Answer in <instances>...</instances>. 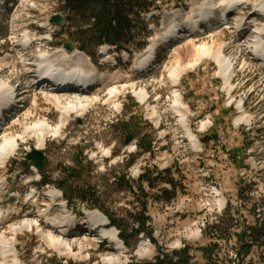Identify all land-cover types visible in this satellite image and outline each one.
<instances>
[{"label":"rangeland","instance_id":"1","mask_svg":"<svg viewBox=\"0 0 264 264\" xmlns=\"http://www.w3.org/2000/svg\"><path fill=\"white\" fill-rule=\"evenodd\" d=\"M13 1L12 6L5 7L0 0V80L15 89L19 102L4 112L0 139L4 134L19 138L27 126L37 121L52 125L58 122L60 111L45 100L47 91L30 84L33 68L40 63L39 55L49 57L66 51L62 43L69 39L60 26L50 23L53 15H61L57 11L59 0ZM197 1L164 0L160 12L155 10L146 16L147 45L161 37L169 21H177L182 35L171 42H159L154 61L143 73L137 72L134 65L145 48L132 56L117 54L113 48L104 52L99 48L92 58L81 52L88 69L98 75L114 78L120 74L117 82L109 83L120 93L115 102H107L110 94L101 81L90 91L98 94L88 111L72 113L58 133L47 134L40 149L34 134L23 133L19 138L14 154L0 167V264H135L184 245L191 247L195 263L203 264L198 247L209 242L203 229L227 205L238 210L246 225L252 223L253 204L264 194V71L252 57L254 53L244 47L253 35L249 38L246 31L234 34L233 24H221L218 1L209 23L201 24L194 36L186 34L184 20ZM252 7H247L245 14L252 13ZM141 37L134 41H141ZM190 40L194 47L188 44ZM30 41L32 44L24 50ZM222 41L226 44L223 53L237 56L229 81L220 74V63L204 57L196 65L185 67L179 82H173L170 72L176 66L190 64L197 47L214 49ZM141 88L147 93L144 102L135 96ZM174 94L181 97L184 118L196 136V146L189 141L182 117L174 109ZM59 96L66 101L71 95ZM129 117L132 125L121 126ZM137 121L138 130L133 125ZM128 135L131 139L125 143ZM141 135L150 139L151 153L139 147ZM243 141L249 144L248 158L243 167L236 168L226 150L239 147ZM33 149L45 155L46 165L40 170L29 167L26 156ZM65 169L73 170V185L91 187L103 209L120 219L123 226L129 225L128 215L145 208L152 238L139 236L130 252L105 232H117L108 225L107 218L105 225L96 224L99 226L90 229L93 222L87 223L88 214L96 208L83 206L75 198L72 204L67 203L53 182L61 180ZM41 172L50 179L49 184H39ZM147 176L149 182L145 181ZM120 177L132 184V190L119 183ZM241 181L250 190L251 200H237V183ZM53 190L56 199L52 201L49 192ZM50 214L55 221L67 216L76 222V227L71 223L64 236L69 250L58 249L42 238L43 233L59 234L61 227L46 226ZM23 220L30 225L14 230ZM86 225L89 228L85 229ZM103 233L106 239L100 235ZM3 245L9 253L1 251ZM222 249L230 250V244L222 245ZM249 255L253 264L264 263V249H255Z\"/></svg>","mask_w":264,"mask_h":264},{"label":"trees","instance_id":"2","mask_svg":"<svg viewBox=\"0 0 264 264\" xmlns=\"http://www.w3.org/2000/svg\"><path fill=\"white\" fill-rule=\"evenodd\" d=\"M164 0H59L57 11L62 14L65 24L62 27L75 47L93 56L97 47L103 44L115 46L117 52L126 51L128 54L140 50L146 44L149 31L145 22L146 14L160 10ZM179 1V0H178ZM164 5V3H163ZM142 36L141 41L135 38ZM135 105V104H134ZM131 118L125 119L121 126L132 125ZM140 122H134V128L139 129ZM252 131V129H251ZM242 135L245 132L242 130ZM250 133V131H249ZM146 135L139 136L138 145L146 152H151L150 139ZM146 139V140H145ZM145 144V145H144ZM244 141L239 147L227 149L226 154L236 168L245 165L248 157ZM78 168L79 165H78ZM65 169L61 180L53 181L62 189L71 201L75 198L78 203L88 208H98L103 211L111 226L118 230L119 238L132 252L139 236L152 238L149 228L150 217L146 209H141L133 215H128L129 225L123 226L120 219H116L103 209L102 203L95 199V192L87 185H73V170ZM42 175L44 183L51 182ZM143 176V175H142ZM116 179V177H115ZM139 180H142L140 178ZM146 182L150 177L145 178ZM118 182V180H117ZM119 183L132 190L129 181L119 178ZM241 181L237 183V200L242 202L251 200L250 190ZM252 196V195H251ZM254 197V196H253ZM264 194L256 199L252 209L253 221L247 225L238 210L227 205L214 221L203 229L204 236L209 239L206 245L198 247L204 259L203 264H253L249 257L256 249H264ZM236 214V215H234ZM230 250L223 251L222 245H229ZM224 252V253H223ZM233 254V255H232ZM248 258V259H247ZM248 260V261H245ZM70 264V263H68ZM129 264H133L130 262ZM135 264H196L191 253V247L183 246L171 251H162L154 259L137 262ZM264 264V263H263Z\"/></svg>","mask_w":264,"mask_h":264},{"label":"bare ground","instance_id":"3","mask_svg":"<svg viewBox=\"0 0 264 264\" xmlns=\"http://www.w3.org/2000/svg\"><path fill=\"white\" fill-rule=\"evenodd\" d=\"M217 1L219 2L218 4L224 3L226 5L228 4L229 6H231V5L234 6V5H236V3L240 2V5L243 6L247 3L248 0L247 1L246 0H198L196 2L197 5L192 8L191 14L190 15L188 14L186 19L184 20V24L187 25L188 28H190V32L192 31L191 34L189 35L190 37L192 35L194 36L197 34V33H194L195 32L194 29L196 27V22L198 23V20L209 19L211 16H213V14L215 12V6L217 5ZM255 2H256V6H259L260 11L262 13L261 14L262 17L257 19V20H259V22L255 21L253 19V17H254L253 14H255L254 10H252L254 12H252L250 14L242 13V14H245L248 16L240 14L239 10H237L234 14V17H235L234 19L239 18L241 21L243 18H246L249 20L248 22H250V21L252 22L251 24H249L247 26L248 27L247 30L249 31V34L253 35V38L249 39L246 44L251 48V50H253L255 52L256 56H254V59L259 61L260 57L262 58V55H260V56L257 55L258 49H260V50L262 49L261 52H262V54H264V0H257ZM178 17H179V15H178ZM261 18L263 20L262 22H260ZM168 21H169V19H168ZM175 22H177V21H175ZM175 22L169 21V26L165 28L166 30L163 33H161V37H158V38L156 37V38H153L151 40L150 44L147 45V47L144 49V51L139 56V59L137 60L136 65H134V67H136V68L145 67L146 64H148V62L150 61V59L152 57V53L155 52V47L159 44V42H161V41H165V42L172 41L173 38L178 37L179 35H182L180 33L181 28L179 27L178 23H175ZM238 26H243V25L237 23V27ZM243 28H244V26L242 27V29ZM250 28H252V29H250ZM250 37L251 36H249V38ZM188 44L191 47H194V42H192V40H190ZM185 45H187V43ZM259 45H260V48H259ZM225 46H226V44L223 42V43H219L218 46L214 49L207 47L206 45H201V46L197 47L196 48V50H197L196 54L197 55L190 64H186L184 67L176 66L170 72L173 82L174 83L179 82V80L181 78L180 77L181 72L185 67L196 65L204 57L212 58V59L216 60L218 63H220L219 64V67L221 69L220 74L225 78L226 81H229L231 78V75H232L231 73L233 72V68H234L233 65H234V63L237 62V56L235 53H233L232 55H228V56L225 55L223 53ZM232 46H234V45H232ZM230 47H231V45H230ZM245 48L247 49V47H245ZM248 51H250V50H248ZM239 52H241V51H239ZM39 56L41 58H40V66L38 67V69H40L41 66L46 65V69L49 72H50V68H51L53 70H58L62 73L59 75H56V74L46 75L45 74L44 76L47 79H49V81H47V82L48 83L50 82V85L53 86V88L50 90L49 89L43 90L41 88L43 91H47V93L45 94V97H44L45 100L48 103L52 104L57 110L60 111V117L58 119V122L55 125H52L45 120L37 121V122L33 123L32 125L27 126L23 132L24 134L25 133H30V134L32 133L35 135V137L37 138V142L39 143L38 149H40L44 145L45 140H46V136L48 133H50V132L58 133L62 129V127H64V124H65L67 118L72 113L81 115L84 112L88 111V109L95 103L96 95L98 94V93H96L97 91L90 93V91L92 90L91 87L81 88V87H76V86H79L83 83H87L90 79H91V81L98 79V80L102 81V83L104 85V86L102 85L103 89L107 90L108 93L110 94L106 101L113 103V102H115L114 100H116V98L120 92H119V89H117V87L115 85L112 86L110 84L111 86L109 87V83L115 82V81L117 82L118 79L121 78L120 74H118V73H116L114 75V78L113 77L110 78L109 75H106V76L105 75H102V76L97 75L96 73H94L92 71L93 69H88L87 59L79 51L72 52V53L59 51L57 53H54L52 56L49 55V57L45 56L43 54H40ZM190 56H191V54H190ZM262 59H264V58H262ZM38 69L36 68V70H38ZM263 71H264V66H263ZM110 76H111V74H110ZM61 83H66L64 85L72 84L73 86H71L72 88L70 87L68 89H65L67 86H62ZM34 85L37 86L39 84H34ZM15 93L16 92H15V89H13V87L9 86L8 84H6L2 80H0V114H2L3 108L5 106H8L11 103L13 97L15 96ZM60 94H67V95L70 94L71 96L66 98V101H63L62 97L59 96ZM135 96L141 102H144L146 97H147V93L143 88H141L138 91H136ZM172 96H173V100H174V104H173L174 109L176 110L178 115H180L182 117V118H180V121H181L182 126L185 127V129L188 131V135L190 137L189 141L191 140L193 145L196 146V142H197L196 136H194V133L191 131L190 126L187 122V119L184 118L185 113L182 109L181 97H180V95H177V94H174ZM241 118L242 117H238L237 120H241ZM203 125H205V123ZM22 134H21V136H19V138H21V137L23 138ZM19 138L16 135L4 134L2 136V138L0 139V167L5 165L7 159L11 155L14 154V152L17 149L18 144H19V142H18ZM49 195H50V198L52 201L56 199L55 198L56 192L54 190L50 191ZM57 205H58V203H57ZM39 212H43V211L39 210ZM45 222H46V226L49 225L50 228H53L55 226H58L61 228L58 232L59 233L58 236L52 235L49 233H46V234L43 233L42 238L46 242H48L49 244L53 245L54 247H56L58 249L69 250V244L67 243L64 236L67 235L68 227L71 225V223L73 225L74 221H72L69 218L67 219V216H64V218H62L61 221H55L54 217L51 216V214H50V216H47ZM91 222H93V223H91ZM105 222H106V218L98 210H93L92 212H90L88 214L87 223L92 224V227H90V229H92V230L94 229V226H99L96 224H103L104 225ZM30 223L31 222L23 220L20 225L14 227V230L19 231L23 228H26L27 226L30 225ZM87 228H89L88 225L85 226V229H87ZM104 229H106V228H104ZM105 232L111 235L109 237H112L113 239L117 240V237L115 235V230H113V229L108 230L107 229V230H105ZM1 251L6 254V253L10 252V249L5 248L3 245ZM11 264H19V263L17 261H13Z\"/></svg>","mask_w":264,"mask_h":264},{"label":"water","instance_id":"4","mask_svg":"<svg viewBox=\"0 0 264 264\" xmlns=\"http://www.w3.org/2000/svg\"><path fill=\"white\" fill-rule=\"evenodd\" d=\"M50 22H56L60 25L64 24V21L62 19L61 15L55 14L51 17ZM66 49L71 50V43L67 42L66 43ZM131 139L130 135H128L125 139V142H129ZM27 159L32 160L37 168H42L46 164V159L44 154L38 150V149H33L32 151L27 153Z\"/></svg>","mask_w":264,"mask_h":264}]
</instances>
